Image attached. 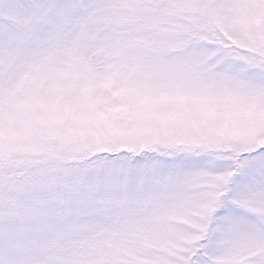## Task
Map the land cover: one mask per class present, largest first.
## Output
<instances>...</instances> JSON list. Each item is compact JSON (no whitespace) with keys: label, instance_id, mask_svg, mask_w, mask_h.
I'll return each mask as SVG.
<instances>
[{"label":"snow or ice","instance_id":"6c2138e0","mask_svg":"<svg viewBox=\"0 0 264 264\" xmlns=\"http://www.w3.org/2000/svg\"><path fill=\"white\" fill-rule=\"evenodd\" d=\"M0 264H264V0H0Z\"/></svg>","mask_w":264,"mask_h":264}]
</instances>
